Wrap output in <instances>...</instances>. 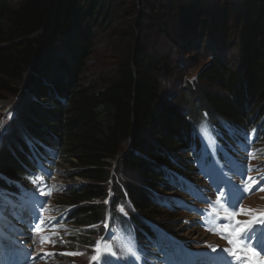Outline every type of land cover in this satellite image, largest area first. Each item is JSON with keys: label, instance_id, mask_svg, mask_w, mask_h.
<instances>
[{"label": "trees", "instance_id": "obj_1", "mask_svg": "<svg viewBox=\"0 0 264 264\" xmlns=\"http://www.w3.org/2000/svg\"><path fill=\"white\" fill-rule=\"evenodd\" d=\"M112 1L113 8L122 3ZM110 2L0 0V98L19 94L22 83V96L29 98L17 105L13 130L0 138V177L30 175L35 154L57 148L69 180L82 181L56 201L74 208L75 241L84 250L96 241L113 192L136 213L178 232L169 220L175 212L153 198V192L163 198L171 194L153 190L163 181V167L178 173L193 169L188 153L180 157L177 152L188 145L202 114L242 126L264 121V0L237 4L243 38L237 60L212 58L199 75L208 89L186 88L179 98L182 108L167 103L160 91L158 76L169 72V64L138 43L112 75L84 81L95 31L117 12L110 14ZM226 6L222 12L238 10ZM184 26L185 31L194 28V20ZM116 161L138 180L136 186L128 180L116 184ZM3 189L7 185L0 180Z\"/></svg>", "mask_w": 264, "mask_h": 264}, {"label": "rangeland", "instance_id": "obj_2", "mask_svg": "<svg viewBox=\"0 0 264 264\" xmlns=\"http://www.w3.org/2000/svg\"><path fill=\"white\" fill-rule=\"evenodd\" d=\"M242 1L121 0L122 3L113 8L111 0L112 3L108 4L111 9L109 12L110 14L114 10L117 12L111 20L105 21L100 28L98 26V29L94 30L95 48L87 62L84 81L91 82L112 75L117 63L128 54L132 46L138 43L149 53H154L156 57L161 58L164 64H169V72L158 76L160 91L167 103L182 108L183 105L179 102V98L185 97L184 90L186 88L192 92L197 89H208L206 83L202 79L200 80L199 75L211 60H220L222 63H231L232 60H237L239 49L243 45L241 19H238L240 17L238 6ZM228 3L238 10L228 7L227 12H222ZM237 4L239 5L237 6ZM193 20L195 29L187 28L185 31V22L189 23ZM181 21H183V26ZM20 87L17 95L1 94L4 96L0 98V138L3 134L10 133L18 123L17 113L20 106L17 105L20 103L23 105L29 99L28 95L22 96L25 91V83H22ZM224 139L225 142L221 144L226 148L230 139ZM200 140L204 142L203 135H200ZM127 150H130V146L125 147L124 151ZM178 154L180 157L185 155L184 152ZM223 154L224 158H230L231 153L225 149ZM118 164L116 161L113 171L114 179L117 180L116 184L119 185V182L128 180V184L132 183L136 186L138 180L132 179ZM65 167L60 159L55 171L57 174L52 175L48 180V186L52 188V191L49 189L45 191L48 193V199L45 200L44 208L39 211L41 219L45 221L41 231H34L32 227L40 223L34 212L29 211L26 207L12 209L7 220L11 225L8 224V230H5L7 236L0 237L2 240L0 243V264H64L65 262L69 264H91V262L100 264L98 258L92 260L90 252H85L84 248L86 247L79 245L75 241L76 239L74 242L72 241V247H65L59 243L60 234L58 230L55 231L53 220L58 215L49 211V206L52 203L59 205L56 201L58 194L53 192L82 184L79 179L76 180L77 184L69 180L68 170H65ZM158 188L159 183L155 185L153 191ZM110 199L111 207L115 206L119 212L123 207L122 213L129 215L135 213L128 202L125 199H120L116 192L111 193ZM60 205L67 207L64 204ZM181 216L182 212H175L169 217L171 227L178 230L177 238L185 240L186 244L193 247V251L200 250L201 248L196 246L198 245L196 240L200 236H204L205 230L195 223L188 226V222L184 221ZM160 224H162L161 221ZM167 230L166 232L169 231ZM174 231L169 232L174 234ZM41 236L48 237V241L41 243ZM191 242H194L193 245ZM19 246H24L26 249ZM202 250H207V247H203ZM63 253L79 254L63 255Z\"/></svg>", "mask_w": 264, "mask_h": 264}, {"label": "snow or ice", "instance_id": "obj_3", "mask_svg": "<svg viewBox=\"0 0 264 264\" xmlns=\"http://www.w3.org/2000/svg\"><path fill=\"white\" fill-rule=\"evenodd\" d=\"M251 169L249 168L248 171ZM50 175V174H49ZM246 175V173L242 174ZM248 181L255 183L252 177L247 178ZM35 182V181H33ZM237 192L239 195L233 196L231 191L228 192H221L220 197L217 198L216 204L219 206L214 207L212 209V212L218 217L219 211L223 210L225 213V218L229 221V223L224 224L222 229H218L221 232V235H224L225 233L228 234V243L232 245L233 247L228 249L233 256H235L237 259H240L239 256L236 255L237 252L244 253L245 255L247 253H251L253 257L257 256V253L255 251V248H259L261 252H264V246H262V243H264V212L259 213V218L257 216H253L251 220L241 222L239 220H236V217L238 215L245 214V209L240 208L239 212L233 210L229 211V209H235L238 207L240 200L243 199V193L245 190L250 191V187L244 186V185H237ZM264 190V189H261ZM217 191H220L219 188H217ZM43 194V192H41ZM221 197L223 198V202L221 203ZM210 203V201H209ZM225 205L227 207H225ZM40 209L42 210L44 208V203H40ZM35 211V209H34ZM120 211L123 212V207L120 208ZM248 212H251V210H248ZM36 219L40 220L39 224L33 225L34 231H41L42 225L45 223L43 219H41L39 212L36 213ZM199 223V222H198ZM219 223V221H218ZM204 225L207 226V221H204ZM209 231L217 230L215 227L208 228ZM48 237L41 236V243H44L48 241ZM243 241V243H242ZM101 241L96 242V252L97 255H94L92 257L93 260H96L98 255L101 253ZM104 250L107 253H110L112 255H115L114 252H112V248L110 245H105ZM216 249L213 248V251ZM79 253H63V255H77ZM129 254L133 256L135 259H139V257L136 256L135 252H132L131 249H129ZM46 255H53V254H46ZM35 259V257H33ZM104 264H110V262L106 259L104 261ZM249 264H264V259H255V260H249Z\"/></svg>", "mask_w": 264, "mask_h": 264}, {"label": "water", "instance_id": "obj_4", "mask_svg": "<svg viewBox=\"0 0 264 264\" xmlns=\"http://www.w3.org/2000/svg\"><path fill=\"white\" fill-rule=\"evenodd\" d=\"M163 200H164V198H163L162 196H159V197H158V201H159V202H161V201H163Z\"/></svg>", "mask_w": 264, "mask_h": 264}, {"label": "bare ground", "instance_id": "obj_5", "mask_svg": "<svg viewBox=\"0 0 264 264\" xmlns=\"http://www.w3.org/2000/svg\"><path fill=\"white\" fill-rule=\"evenodd\" d=\"M195 237V236H194Z\"/></svg>", "mask_w": 264, "mask_h": 264}]
</instances>
